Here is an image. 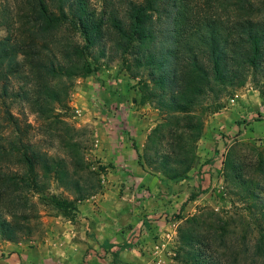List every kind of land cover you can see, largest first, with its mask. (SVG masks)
<instances>
[{"label":"trees","instance_id":"trees-1","mask_svg":"<svg viewBox=\"0 0 264 264\" xmlns=\"http://www.w3.org/2000/svg\"><path fill=\"white\" fill-rule=\"evenodd\" d=\"M0 30L7 33L0 39V163L8 168L0 171L4 242L39 235L41 215L33 200L53 180L73 196V201L51 196L65 211L100 191V174L90 169L79 139L85 131L69 126L56 111L67 106L76 80L96 73L103 58L119 59L133 78L150 82L152 87L144 84L148 97L170 116L151 135L144 159L149 165L157 159V170L174 181L189 179L195 162L193 144L203 132L196 111L201 101L242 87L249 74L264 79V0H0ZM17 103L41 122L58 154L44 147L45 140H24L11 113ZM10 127L13 136L7 139ZM245 174L242 168L237 175L242 195L264 211V191ZM196 199L191 195L189 202ZM212 218L220 220L215 214L197 217L193 230L181 231L183 264H264V228L253 246L244 233L241 241L248 246L241 250L228 240L229 224ZM113 258L120 262L119 251Z\"/></svg>","mask_w":264,"mask_h":264},{"label":"rangeland","instance_id":"rangeland-1","mask_svg":"<svg viewBox=\"0 0 264 264\" xmlns=\"http://www.w3.org/2000/svg\"><path fill=\"white\" fill-rule=\"evenodd\" d=\"M6 35L5 30H0V39ZM146 82L133 78L119 59L111 57L103 58L93 75L76 80L67 106H58L56 112L69 126L85 131L79 139L87 149L85 158L90 169L100 174L101 189L87 200L77 202L71 211H65L54 205L51 196L69 201H73V196L53 180L49 190L33 200L41 215L39 235L12 244L39 248L50 238L52 222H59L62 227L81 222L80 204L88 201L96 207L95 222L110 226L115 238L127 239L139 229L133 239L138 256L133 254L124 264L151 263L153 257L148 251L152 249L145 248H151L168 233L173 234L172 244L176 248L173 256L165 253L168 263L183 264L181 231L193 230L192 219L213 214L220 220L212 218V222L229 224L228 240L236 242L241 250L255 244L259 231L264 228V211H259L253 201L242 195L237 175L243 168L246 177L254 176L264 191V79L249 74L242 87L224 88L218 95L209 94L201 101L196 111L202 115L203 132L193 144L196 159L188 173L189 179L183 181L165 177L157 170V159L153 165L145 162L151 135L170 117L160 110L157 100L148 97ZM11 113L23 131L24 140L44 143L41 122L26 105L15 104ZM138 124H144L142 131L147 132L142 141L136 135ZM13 130L12 127L5 130L7 139L13 136ZM102 134L113 147L108 149V160L100 155ZM45 141L44 147L58 154V146L52 147V143ZM168 151V140H164L161 152ZM119 153L123 154L119 156L120 162L117 161ZM171 168L176 169V165L172 164ZM7 169L0 163V171ZM118 170L122 171L121 175L126 173L125 180L135 182H124L104 204L111 177ZM201 170H205L209 180L198 176ZM191 195H197V199L189 202ZM86 224L84 230L96 231L91 223ZM244 233L249 238L248 244L241 241ZM7 243L10 242L0 240V247ZM3 255L0 254V259Z\"/></svg>","mask_w":264,"mask_h":264},{"label":"crops","instance_id":"crops-1","mask_svg":"<svg viewBox=\"0 0 264 264\" xmlns=\"http://www.w3.org/2000/svg\"><path fill=\"white\" fill-rule=\"evenodd\" d=\"M142 125V126H140ZM138 124V130L136 135L142 141L147 137V132L144 130V124ZM142 127V128H141ZM102 149H100V155L103 156L105 160L110 158L108 156V141L107 137L102 134ZM113 148V147H111ZM117 151V150H116ZM115 155V154H114ZM123 155L119 153L117 155V161L120 162L119 156ZM135 170L138 169L135 167ZM202 179L209 180V176L205 173ZM122 171L118 170V173L112 175L109 182L110 188H108L105 194V202L111 199V195H114L115 191L121 187V185L126 182L127 184H133L134 180H125L124 176L126 173L121 175ZM129 179L130 176H129ZM201 181V183H205ZM118 200V199H117ZM120 201V200H118ZM117 201V202H118ZM81 210V222L78 223H67L62 227L59 222H52V232L50 238H48L45 244H41L39 248L28 249L24 244H12L7 243L5 246L0 247V254H4L0 259V264H83L86 260V264H115L113 253L119 251L118 264H124L128 261L133 254L137 255L138 251L135 247L134 238L137 231H134L130 237L123 239L121 237L115 238V234L110 230V226L104 224H97L93 219L96 207H94L91 201L84 202L80 204ZM96 216V215H95ZM95 218V217H94ZM93 225L94 230H84V224ZM90 222V223H89ZM94 223L96 228L94 227ZM154 224L153 221L150 222V226ZM59 225V226H57ZM142 229V228H141ZM115 245L109 249L105 248L107 245ZM124 245L125 248L121 249L119 246ZM10 254V256L8 255ZM5 257V258H4Z\"/></svg>","mask_w":264,"mask_h":264},{"label":"built area","instance_id":"built-area-1","mask_svg":"<svg viewBox=\"0 0 264 264\" xmlns=\"http://www.w3.org/2000/svg\"><path fill=\"white\" fill-rule=\"evenodd\" d=\"M173 234L168 233L162 239H160L156 244H154L151 248H145L149 254L153 257L152 262L149 264H169L168 263V256H165V253H168L169 256L175 255L176 248L174 244H172ZM138 244V243H137ZM136 246V244H135ZM138 247L136 246V249ZM144 249V250H145ZM157 261H156V260Z\"/></svg>","mask_w":264,"mask_h":264}]
</instances>
